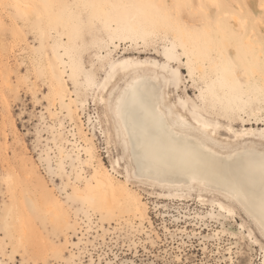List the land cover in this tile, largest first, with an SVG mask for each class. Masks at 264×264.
I'll return each mask as SVG.
<instances>
[{
    "label": "rangeland",
    "instance_id": "374dc122",
    "mask_svg": "<svg viewBox=\"0 0 264 264\" xmlns=\"http://www.w3.org/2000/svg\"><path fill=\"white\" fill-rule=\"evenodd\" d=\"M128 59L166 75L189 120L264 148V0H0V264H263L240 205L213 215L196 193L162 196L131 170L127 181L98 92L113 72L118 88L130 79ZM100 159L145 215L87 205Z\"/></svg>",
    "mask_w": 264,
    "mask_h": 264
},
{
    "label": "bare ground",
    "instance_id": "6f19581e",
    "mask_svg": "<svg viewBox=\"0 0 264 264\" xmlns=\"http://www.w3.org/2000/svg\"><path fill=\"white\" fill-rule=\"evenodd\" d=\"M20 3L26 10L27 3ZM201 58L200 53H194L187 62L196 69L195 63L201 65ZM121 64V72L132 73L130 79L118 88L112 84L117 76L113 72L98 95L121 149L129 158L125 166L127 181L131 170L137 179L160 188L162 196L175 198L196 193L201 203L212 205L213 215L214 207H218L233 217L235 206L240 205L264 236V170L261 168L264 148L255 141L235 142L230 137L218 136L210 123L189 120L176 111L164 88L168 82L166 75L149 68L146 62L128 59ZM229 78L231 82L232 76ZM84 149L91 159L96 157L94 144ZM80 151L78 145V154ZM99 161L95 165L96 186L85 194L87 205L95 206L99 202L109 219L110 210L128 201L136 212L145 215L140 196L126 185L112 183L102 159ZM116 162L121 167L120 158ZM208 196L216 199L206 200Z\"/></svg>",
    "mask_w": 264,
    "mask_h": 264
},
{
    "label": "snow or ice",
    "instance_id": "6c2138e0",
    "mask_svg": "<svg viewBox=\"0 0 264 264\" xmlns=\"http://www.w3.org/2000/svg\"><path fill=\"white\" fill-rule=\"evenodd\" d=\"M261 168H262V170H264V160H262V162H261Z\"/></svg>",
    "mask_w": 264,
    "mask_h": 264
}]
</instances>
